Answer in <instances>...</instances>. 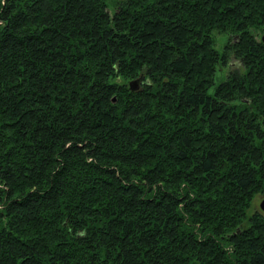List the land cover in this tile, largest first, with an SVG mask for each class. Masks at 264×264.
Here are the masks:
<instances>
[{
    "label": "trees",
    "instance_id": "16d2710c",
    "mask_svg": "<svg viewBox=\"0 0 264 264\" xmlns=\"http://www.w3.org/2000/svg\"><path fill=\"white\" fill-rule=\"evenodd\" d=\"M263 33L264 0H0V264H264Z\"/></svg>",
    "mask_w": 264,
    "mask_h": 264
},
{
    "label": "rangeland",
    "instance_id": "374dc122",
    "mask_svg": "<svg viewBox=\"0 0 264 264\" xmlns=\"http://www.w3.org/2000/svg\"><path fill=\"white\" fill-rule=\"evenodd\" d=\"M220 35H218V39L220 40L219 42L222 41V38H219ZM264 196V194H256V196L254 197L253 199V203H252V206H251V209H258L260 210L259 208V200Z\"/></svg>",
    "mask_w": 264,
    "mask_h": 264
},
{
    "label": "water",
    "instance_id": "95a60500",
    "mask_svg": "<svg viewBox=\"0 0 264 264\" xmlns=\"http://www.w3.org/2000/svg\"><path fill=\"white\" fill-rule=\"evenodd\" d=\"M262 37H264V33L262 34ZM136 78H133L130 80V86L134 87L136 85ZM259 207L262 211H264V196L259 200Z\"/></svg>",
    "mask_w": 264,
    "mask_h": 264
}]
</instances>
